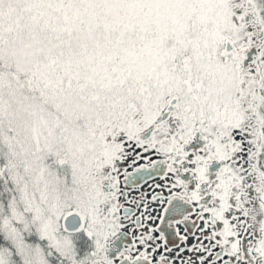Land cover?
I'll return each mask as SVG.
<instances>
[{
	"label": "snow or ice",
	"instance_id": "obj_1",
	"mask_svg": "<svg viewBox=\"0 0 264 264\" xmlns=\"http://www.w3.org/2000/svg\"><path fill=\"white\" fill-rule=\"evenodd\" d=\"M0 264H264V0H0Z\"/></svg>",
	"mask_w": 264,
	"mask_h": 264
}]
</instances>
